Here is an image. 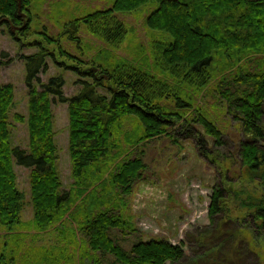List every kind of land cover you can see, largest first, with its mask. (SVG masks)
I'll use <instances>...</instances> for the list:
<instances>
[{"label":"trees","instance_id":"obj_1","mask_svg":"<svg viewBox=\"0 0 264 264\" xmlns=\"http://www.w3.org/2000/svg\"><path fill=\"white\" fill-rule=\"evenodd\" d=\"M31 2L0 0V24L28 36ZM150 4L155 7L145 19L153 33L148 47L133 59L116 56L113 50L130 28L115 13ZM82 28L106 45L91 58L69 54L57 37L43 34L74 62L66 68L78 75L75 95L64 94L61 74L40 80L47 60L56 58L44 41L33 43L35 53L21 56L28 113L13 119L27 125V148L12 140L14 86L0 84V227L6 231L0 264H76L78 258L81 264H264V0H112L110 8L64 24L62 34L81 51ZM1 55L0 67L11 61ZM207 93L241 126L239 178L253 188H214L210 222L186 234L189 253L184 241L164 238H138L124 248L117 234L125 239L137 232L126 197L145 179L146 143L171 136L180 122L188 134L195 123L214 144L223 143L216 121L198 103ZM54 100L68 108V189L57 166ZM16 165L30 169V221L22 220L25 195ZM231 195L246 212L242 226L223 215ZM52 227L54 244H34Z\"/></svg>","mask_w":264,"mask_h":264},{"label":"rangeland","instance_id":"obj_2","mask_svg":"<svg viewBox=\"0 0 264 264\" xmlns=\"http://www.w3.org/2000/svg\"><path fill=\"white\" fill-rule=\"evenodd\" d=\"M112 6V0H32L30 13V33L22 36L15 27L12 30L0 24V58L2 52L8 54L10 63L0 67V84L12 83L15 91L14 105L10 112L13 144L22 148L28 147V128L26 123L13 119L15 113L27 115L28 89L25 83V63L22 55L37 51L35 42L44 41V45L56 53V58L47 60V69L39 74L40 80L46 82L51 76L61 74L65 78L63 88L66 96L79 92L81 86L75 83L76 72L66 68L74 62L59 54V46L47 44L44 32L59 39V44L69 54L91 58L100 48L106 47L103 41L91 35L85 28L81 30L83 38L82 51L75 42L62 34L64 24L87 13ZM155 5L133 11L115 14L130 28L125 42L113 52L116 56L133 59L139 54L141 47L147 48L153 33L146 26L145 19ZM24 15V13H23ZM7 57L3 58L6 60ZM198 103L205 107L216 121L222 132V144H214L212 137L205 134L198 124L192 125L190 134L183 129L180 122L171 136H163L151 140L141 147L145 149V179L138 181L132 193L126 197L127 215L137 228L135 234L122 239L120 243L126 249L138 238H164L172 243L184 241L187 253L190 252L186 238L187 232L207 225L210 220L208 209L214 188H253V183H246L239 178L240 145L245 135L240 124L226 113L225 106L213 94L207 93L199 98ZM54 114L55 140L58 147L57 166L63 188L68 189L72 183L71 159L68 149V108L67 103L57 100L52 104ZM199 135H201L199 137ZM202 139L203 145L198 143ZM201 147L203 149H201ZM17 183L24 192L22 220L30 221L33 209L30 202V169L15 166ZM228 198L227 211L223 214L234 224L241 225L246 212L231 195ZM237 220V221H236ZM231 223V225H233ZM224 227H230L226 224ZM22 232V231H21ZM36 231L31 230L30 233ZM6 231L0 227V249L6 239ZM57 240L55 228L39 234L37 245L50 246ZM264 247V246H263ZM197 249V248H196ZM264 250V248H263ZM78 255V254H77ZM76 264H81L79 258Z\"/></svg>","mask_w":264,"mask_h":264},{"label":"water","instance_id":"obj_3","mask_svg":"<svg viewBox=\"0 0 264 264\" xmlns=\"http://www.w3.org/2000/svg\"><path fill=\"white\" fill-rule=\"evenodd\" d=\"M4 20H7V18H4Z\"/></svg>","mask_w":264,"mask_h":264}]
</instances>
